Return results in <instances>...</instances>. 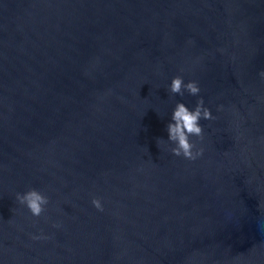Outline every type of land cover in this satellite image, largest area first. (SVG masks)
Here are the masks:
<instances>
[{
    "label": "water",
    "instance_id": "95a60500",
    "mask_svg": "<svg viewBox=\"0 0 264 264\" xmlns=\"http://www.w3.org/2000/svg\"><path fill=\"white\" fill-rule=\"evenodd\" d=\"M261 70L264 0H0V264H264ZM201 96L190 161L166 126Z\"/></svg>",
    "mask_w": 264,
    "mask_h": 264
},
{
    "label": "clouds",
    "instance_id": "9594fccd",
    "mask_svg": "<svg viewBox=\"0 0 264 264\" xmlns=\"http://www.w3.org/2000/svg\"><path fill=\"white\" fill-rule=\"evenodd\" d=\"M261 78H264V70L259 72ZM168 92L171 94H178L183 96L187 92L190 96H199L201 89L197 81L192 80L187 83L184 82L182 76L177 75L172 78L168 86ZM217 111H223V105L217 106ZM216 117L212 115L211 110L204 106L203 97H199L196 101L194 109H189L183 102H177L170 122L166 126L168 133V141L174 146L170 148L172 155L183 157L187 160L194 161L203 155L204 149L197 147L195 143L190 140V137H197L199 140L204 139V130L200 124L201 120L211 121ZM163 142L162 138L157 139V147ZM16 202L28 209L34 217H39L45 211V206L49 203L48 197L37 189H29L24 193H16ZM92 205L99 211H103V206L99 198H93ZM55 224L53 227H59ZM47 239V237L34 236L33 239Z\"/></svg>",
    "mask_w": 264,
    "mask_h": 264
}]
</instances>
